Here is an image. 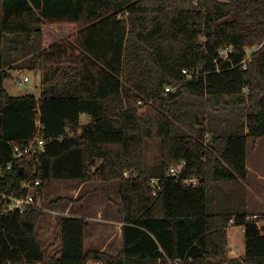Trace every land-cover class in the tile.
I'll use <instances>...</instances> for the list:
<instances>
[{"label": "trees", "instance_id": "1", "mask_svg": "<svg viewBox=\"0 0 264 264\" xmlns=\"http://www.w3.org/2000/svg\"><path fill=\"white\" fill-rule=\"evenodd\" d=\"M13 34L39 43L28 64L42 73L39 98L4 87ZM248 47H259L249 60ZM38 135L45 153L15 159ZM263 137L264 0H0V191L26 196L23 183L40 181L43 198L57 180L119 181L125 223L118 255L86 249L83 215L62 217L45 246L43 208L4 213L0 198V264H264V214H250L244 185L249 140ZM182 160L181 177L168 176ZM232 183L235 203L220 197ZM230 225L245 230L241 259L230 257Z\"/></svg>", "mask_w": 264, "mask_h": 264}, {"label": "rangeland", "instance_id": "2", "mask_svg": "<svg viewBox=\"0 0 264 264\" xmlns=\"http://www.w3.org/2000/svg\"><path fill=\"white\" fill-rule=\"evenodd\" d=\"M64 36L60 35L61 38ZM16 42H18L19 50L8 55L12 64L7 69L11 73V76L5 80L4 87L11 96L33 95L39 98L41 95V75L39 72L33 71L28 67L31 56L39 49V43L31 45L27 41L26 34H13L5 38L6 49L10 47L11 43L16 44ZM258 48L248 47L249 52L247 54L252 55ZM14 65H17V67H12ZM24 77H28L29 82L26 85L20 86L19 80H22ZM144 111L145 108H142L141 113ZM87 121H89V116L87 114L82 115L81 122L85 123ZM147 145V156L151 165L161 154V139L148 140ZM248 157L251 172L248 181L244 184L246 187L247 208L252 215H260L264 214V137L258 141L254 139L249 140ZM115 182H111L110 184L82 182L79 180H57L53 182L46 189L41 201L44 215L40 218L38 232L45 246H49L56 241L59 231V221L62 217L82 214L90 223V227L86 231L88 237L86 249L88 247L101 251V249L105 248L107 238L111 235L113 252H120V241L117 239L115 233L117 231L115 228L110 229L106 222L110 217L107 213H111L113 210L114 213H120L119 202L121 199L118 193L120 182L118 181L119 183L117 184ZM229 185L231 187H226L223 191L221 190L220 197L223 200L232 198L228 202L235 203L232 195L235 193H231L233 191L230 189H237L238 186L236 187L235 183ZM57 199L65 200L54 202ZM241 203V200L238 201V204ZM99 210L101 211L99 212ZM236 230L239 231L244 242V231L241 227H238V229L237 227H232L230 229L231 237L233 231ZM233 241L239 246L238 241L240 240L233 238ZM60 247V244H57L51 250V254H55Z\"/></svg>", "mask_w": 264, "mask_h": 264}, {"label": "built area", "instance_id": "3", "mask_svg": "<svg viewBox=\"0 0 264 264\" xmlns=\"http://www.w3.org/2000/svg\"><path fill=\"white\" fill-rule=\"evenodd\" d=\"M233 50L232 47L227 48L221 52L222 56L224 58L228 57L229 52ZM246 52L248 51V48H246ZM247 59H251V55L247 54ZM246 65V64H245ZM183 74L188 78L192 79L194 76V72L189 71L188 69H183ZM29 82L28 77H24L22 80H19L20 86L26 85ZM178 91L177 86L173 85H167L165 87V94L170 93H176ZM70 135H73L72 132H69ZM49 143V140H45L41 136L35 137L33 140H30L27 142L26 145L20 146L16 145L14 150V158L19 159L25 156H39L46 151V146ZM15 161H12L7 164L6 168L10 169L14 165ZM186 166V161L182 160L178 162L177 164L173 165L169 169L168 176L174 177L176 179H179L181 177V173L183 172L184 167ZM3 169L4 167L0 166V178L3 176ZM124 176L126 178L135 177L137 176L130 170H126L124 173ZM183 183L187 186L191 185H197L199 184V179L194 178H186ZM41 184L40 181L32 182H25L23 183L24 187H26L30 192L26 196H16L11 195L5 192L0 191V198L3 202V212L4 213H15L20 212L24 213L27 210H29L31 207L39 206L42 207V197L37 193V187ZM150 185L153 188L154 195H157V193L161 190V180L159 178H152L150 179ZM233 221H231V224ZM90 264H102L98 261H92Z\"/></svg>", "mask_w": 264, "mask_h": 264}, {"label": "crops", "instance_id": "4", "mask_svg": "<svg viewBox=\"0 0 264 264\" xmlns=\"http://www.w3.org/2000/svg\"><path fill=\"white\" fill-rule=\"evenodd\" d=\"M40 73V75L42 74L40 71H37ZM84 115V114H83ZM88 122H90V118H89V121L85 122V123H82V124H87ZM248 169H249V176H250V172H251V168H250V165H249V157H248ZM116 184L119 183L118 181L115 182ZM110 184V183H108ZM119 190H120V185L118 186V193H119ZM101 210H99L100 212ZM114 211V210H113ZM111 211V213H107V215H109V219L106 220V222L108 223V226L110 229H113L115 228L117 232L116 233V236H117V239L120 241V252L123 250V246H124V241H123V234H122V230H123V225L125 224L124 223V219L123 217L121 216V214L119 212H113ZM252 214V213H250ZM82 215V214H80ZM115 217H118L115 219ZM232 227H238L240 228H243V231H244V242L242 241V236L241 234L239 233L238 230L236 231H233V234H232V237L235 239V240H240L238 241L239 242V246L237 244H235V242L233 241V238L231 237V234H230V229H232ZM229 231V244H230V257L231 258H234V259H241L242 257H244L245 253H246V243H245V230H244V227L242 226H235V225H231L228 229ZM111 235H109V237L107 238V244L105 245V248L101 249V251H104L111 254V255H118L120 252H117V253H114L112 250V237H110ZM87 235H86V240H87ZM237 242V241H236ZM118 245V244H116ZM109 247V248H107ZM87 250H98V249H92V248H88L87 247ZM159 264V263H158Z\"/></svg>", "mask_w": 264, "mask_h": 264}]
</instances>
